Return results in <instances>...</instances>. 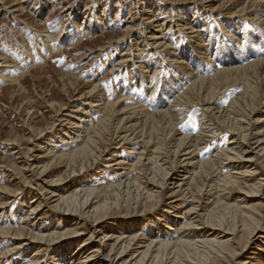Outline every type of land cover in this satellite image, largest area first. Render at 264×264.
<instances>
[{"label":"bare ground","instance_id":"1","mask_svg":"<svg viewBox=\"0 0 264 264\" xmlns=\"http://www.w3.org/2000/svg\"><path fill=\"white\" fill-rule=\"evenodd\" d=\"M203 1L206 4L203 12L214 14L213 0ZM233 2L225 17H219L220 22L217 19L209 22L198 8L190 15L180 14L178 19L172 16L160 19L158 9L148 5L143 14L125 23L126 30L132 32L130 46L116 63H111L109 70L119 78L94 84L93 79L106 70L105 63L90 73L91 80L86 83L92 99L84 103L86 112L81 113L85 109L78 106L72 111L79 114L72 117L74 122L57 120L56 125L66 129L62 133L65 139L47 148L32 145L22 152L12 150L16 160L21 161L19 169L11 167L8 171L12 177H23L27 188L35 185L36 189L31 188L35 193L28 198L25 225L16 230L11 227L0 230V235L11 240L0 260L11 258L14 262L31 248L30 256L14 264H39L45 257L41 264H169L164 261L166 251L176 243L185 247L175 251L176 259L182 255L188 264H252L236 260L251 241L262 239L264 244V179L248 185V195L243 194L245 198H258L259 207L224 205L218 216L209 211L200 213L199 205L182 211V203L195 201V196H201L205 188L219 192L242 189L240 180L245 177L252 181L260 174L251 167L254 159H259L264 168V0ZM18 6L39 17L47 4L40 0H19ZM64 8L62 13L69 12L67 28L59 27L55 37L48 31L40 42L49 51L77 47L85 40L95 39L101 29L116 26L120 21L108 12L96 15L84 11L78 24L75 21L81 15L75 13V7L70 4ZM54 10L52 5L50 13ZM71 12L75 16H70ZM212 24L216 25V31ZM102 33L106 35L105 31ZM35 54V49L28 53L19 51L16 57L11 53L20 68L0 59V91L6 82H20L25 70L34 65ZM229 84L237 89L224 95ZM255 102L259 108L253 110ZM51 106L57 107L59 114L64 110L56 103ZM243 114L260 115L246 121ZM54 129L52 125L49 130L40 131L34 137L36 142ZM219 129L230 135L229 143L221 140L223 143L220 141L213 154L206 153L220 137ZM36 147L41 154H33ZM47 158L51 164H42ZM56 162L66 164V178L62 175L46 179L51 173L50 166ZM92 167L100 170L95 175L103 177L106 187L100 190L92 187L90 180L70 185L73 178ZM215 167L219 169L216 174L223 171L224 175L219 181L214 179L213 184ZM43 178L44 186L36 183ZM163 192L169 195L167 204L161 201ZM17 196L10 192L3 198ZM159 204L166 205L164 213L171 217L164 220L156 217L163 229L149 231L147 236L137 230L114 234L101 231L106 217L100 218L99 214L132 205L146 207V213L157 212ZM6 207V203L0 205L1 215ZM45 208L65 217L75 227L63 232L41 231L36 216ZM186 216L193 217L181 223L179 220L185 221ZM202 219L205 228H211L210 238L184 240L198 230ZM87 223L90 230H81ZM226 224L229 232L212 238L213 232L219 230L215 226ZM86 232L88 238L73 250L70 240ZM174 235L179 236L175 241ZM59 242H63L59 244L61 247L55 249ZM95 242L98 248L94 247Z\"/></svg>","mask_w":264,"mask_h":264},{"label":"rangeland","instance_id":"2","mask_svg":"<svg viewBox=\"0 0 264 264\" xmlns=\"http://www.w3.org/2000/svg\"><path fill=\"white\" fill-rule=\"evenodd\" d=\"M18 1L19 0H0V59H4L7 61V63L14 66L15 68H20V64L15 58L19 51L28 53L30 50L33 51V49H35L36 54L34 58V65L25 70L19 83L6 82L1 86L0 205L6 203L7 207L2 215L0 213V230H5L8 227L16 230L25 225L24 222L25 218L27 217L26 206L28 205V198L31 193H35L34 190H31L32 187L27 188L24 185L22 179L23 177H20L19 175L12 177V173L8 171L11 167L19 169L20 166L18 163L21 160H16V157L14 154H12V152L18 149L22 152L23 149L33 147L32 145L45 148H47V145H51L53 142H56L55 144L59 145V140L63 138L62 133L66 132V129L57 126V120L68 119L67 122H74L72 117L79 114H76L72 111L78 106L80 107V110L85 109L84 103L89 102L92 99L89 97L88 93L89 83L86 82L91 80L89 76L90 73H92V71L95 69L97 70V68L102 65V63H105L106 70L102 76H96V79H93L94 84L98 83V81H109L110 83L114 78H119L118 74L114 73L113 75L112 73H109V70L112 67L110 66L111 63H116V61L120 58L119 55L130 46L128 41L132 32L126 30L127 24L125 23L127 21L129 22L132 19L134 20V18H137L138 14H143L145 7L151 5L158 9V14H160L159 17L162 16L160 19H166V17L169 18L170 16L173 18L177 17L176 19H178L180 14L186 13L190 15L192 11H194V8H198V12L200 10V13H203V16L206 17V20L214 23V19H217L216 21L220 22L219 17L221 16L224 18L227 10L231 9L232 4L234 6L233 0H213L211 4H213V7H216V12L210 15V13L203 12V8L206 6L205 1L203 0H40V2L47 4V6L42 11V15L38 17L33 11H29L28 9L23 10V8L20 9L18 6ZM70 4L75 7V13L81 15L75 21L78 24L82 21V14H84V11L86 14L95 13L96 15L101 14V12H108L111 17H114L115 19L118 18L120 21L116 23V26L111 25L105 30L101 29L96 35L98 38L96 37L95 39L89 41L85 40V42L81 43L79 46L77 45V47L75 46L74 48H68L62 51H59V49L49 51L48 49L44 48L40 42H42L44 39V35L49 34V32H52L51 34L55 37V35L58 34V31L67 28L66 20L68 19L69 12H62L65 9L64 7H67ZM52 5L55 7V10L51 14L50 8ZM6 11H8V13L11 11V14L6 13ZM72 13L73 12L70 13V16H75V14ZM190 19L191 16L189 17V20ZM135 21V24L133 23L134 25L137 24V20ZM198 27L201 28L202 23H200ZM212 28L214 31L217 30V27L214 24H212ZM102 31H105L106 35H103V33L101 34ZM139 36L140 35H138V37ZM47 42L51 43V41ZM54 42L56 43L57 40H54ZM99 49L104 52L99 51ZM11 53L15 54L14 58H12ZM229 87H226L227 89L225 88L226 90L224 95H230L232 91L237 89L236 87H231L230 84ZM52 103H56L57 105L64 107V110L60 111L61 114H59V110L56 109L57 107L51 106ZM251 108H253V110L258 109V103L255 102ZM84 111L86 112V109L82 110L81 113ZM250 112H252V110H249V114ZM244 115L245 114H243V117L247 121L248 118L252 119L260 114L252 115L250 117L247 115L245 117ZM52 125H55V129L48 134L45 133L44 136L40 138L38 142H36L35 138L38 133L40 131L49 130ZM220 131V137L217 139L216 143L214 142L211 144L212 147L208 148L209 150H207L206 153L208 152L209 154H213L215 151L213 149L220 145L221 140H226L229 143L230 135L228 134L226 136L224 133L225 130ZM10 143L13 145H7ZM222 143L223 142L221 141V144ZM102 146L105 147L106 144ZM37 148L38 147L33 149V154L35 155L41 154ZM108 150H110V147ZM251 155L253 154H250V156ZM246 157L247 156L245 155V158ZM259 162V159H254V163L251 167H255V170L260 174L252 181H247L248 178L245 177L240 180L242 189H225L219 192L209 191L208 188H205V191L201 196H195L196 199L193 201L194 203L183 202L182 211H187V209H189L192 205H199L200 213H207L209 211L208 213L212 212L218 216L224 205L230 206L231 208L248 205H256L259 207L260 203L258 198H245L243 195H248V185L254 184L259 179H264V168L261 164H259ZM42 164H51V161L47 158L46 160H42ZM65 167L66 164L64 162L53 163L49 168V172L51 173L48 177H46V179H55L62 177V175L66 178V175L64 174ZM217 167H215L216 169L214 168L215 171H213L214 174L212 176L213 180L211 179V183L214 181V179L219 181V179H221V177L224 175L223 171H220L218 174H216V170L218 169ZM95 168L96 167H92L83 175L73 178L70 181V185H73L78 181L90 180V182L93 184L92 187H95L99 190L103 189V187H106L107 183L105 181L103 183V177H100L99 179V177L97 178V175H95L96 171H100ZM108 179L112 180L111 177ZM43 180L44 178L37 180L36 183L44 186V184H41V181ZM208 182H210V180H208L207 183ZM214 183L215 182H213V184ZM32 189H36V186L34 185ZM10 192L18 196L9 200L4 199V194H10ZM168 196V193H161L160 197L162 203L165 202V204H167L170 202V198ZM216 202L217 204H215ZM165 204H159L160 206L157 212L153 211L146 213L148 210L145 209L146 207L132 205L130 208L123 207L119 209H112L106 214H99L101 215L100 218L106 217L103 224H101V231L104 233H112L111 231H114L112 233L114 234L115 232L119 233L126 230L129 232H135L137 230L138 232L147 236L149 231L156 232L158 228L162 227V222L158 221L157 218L161 217L160 219L164 220L166 217H168L171 219V217L164 213V211L167 210ZM36 217H39L36 219L39 221V227H41L40 229L43 232H63L75 227L71 226V223L67 222L65 217L58 215L57 213L50 212L46 208ZM187 217L188 216H186L185 221H179L181 223H185L193 216ZM198 224V230H195L193 235L184 237V240L201 241L210 238L209 231L211 228H205L206 224L203 219L198 222ZM215 227L219 230L213 232L212 238L217 234L229 232L227 230L229 227L228 224L222 227ZM85 228H87L89 231L90 225H82V227H80L81 230H84ZM88 236L89 234L86 232V235L84 236L71 239L70 242H72V249L74 250L78 243L82 240H86ZM178 237L179 236L174 235L172 240L175 241ZM226 237L229 238L230 236ZM8 238L9 236L7 235H0V255H2L4 251L7 250V248H9L11 240ZM96 240H98V238ZM262 241V239L256 240L255 242L251 241L249 247L245 249L241 256L237 258L238 260H236V263H238V261H247L252 264H256L258 262L263 264L264 244ZM61 243L63 242L55 244V249L58 248V246L61 247V245H59ZM111 243L112 242H108V244ZM94 247L98 248L99 244L95 242ZM184 248L185 247L174 243L172 247L167 248L166 255H168L165 256L164 261L169 264H188L187 260H185L182 255H178V259H176L177 255L175 254V251H182ZM258 248L259 250H257ZM32 251L33 250L31 248L26 249L24 253L20 254V256H17L15 261L19 262L22 259H25V257L30 256L29 254ZM132 252H130V254ZM10 259H1V264H14L15 261L12 262ZM42 260L46 261V257ZM43 261H41L39 264H41Z\"/></svg>","mask_w":264,"mask_h":264}]
</instances>
